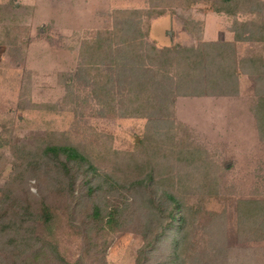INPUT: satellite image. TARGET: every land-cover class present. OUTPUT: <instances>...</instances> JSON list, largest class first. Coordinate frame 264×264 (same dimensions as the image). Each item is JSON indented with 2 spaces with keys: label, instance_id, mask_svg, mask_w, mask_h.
<instances>
[{
  "label": "rangeland",
  "instance_id": "1",
  "mask_svg": "<svg viewBox=\"0 0 264 264\" xmlns=\"http://www.w3.org/2000/svg\"><path fill=\"white\" fill-rule=\"evenodd\" d=\"M258 3L257 15L231 17L215 13L210 3L188 8L180 1H168L164 6L170 9V4L171 11L150 21L149 39L159 48L230 42L236 22H264V0ZM158 4L157 0H0V139L6 145L0 150V195L12 181L14 150L74 143L99 168L113 170L124 180L152 174L157 186L185 202L186 264H264V240L242 237L238 219L241 201L264 202V141L252 111L257 100L254 77L242 74L239 94L232 97L177 98L173 120L158 127L147 118L99 116L94 101L88 106L82 103L88 91L81 85L73 91L74 100L68 99V77L79 66L88 33L106 27L110 12ZM238 53L264 58V43H242ZM37 184L19 178L11 194L38 197ZM155 184L150 190L156 189ZM58 214L63 217V211ZM137 215L130 229L108 237V264H136L144 223L142 213ZM55 232L61 251L75 262L82 253L81 237L62 219ZM159 259L166 262L165 257ZM150 264L156 263L151 259Z\"/></svg>",
  "mask_w": 264,
  "mask_h": 264
},
{
  "label": "trees",
  "instance_id": "2",
  "mask_svg": "<svg viewBox=\"0 0 264 264\" xmlns=\"http://www.w3.org/2000/svg\"><path fill=\"white\" fill-rule=\"evenodd\" d=\"M157 1L154 8L110 12L106 27L88 33L79 66L68 77V99L74 100L73 91L81 85L88 91L82 103L88 106L94 101L99 116L147 118L158 127L173 120L177 98L232 97L239 94L240 76L249 75L256 79L252 111L264 141V58L238 53L242 43H264V22H236L230 42L159 48L149 39V23L171 11L170 4L168 9L164 3L173 0ZM177 1L188 8L210 3L215 13L231 17L257 15L259 5L258 0ZM5 146L0 139V150ZM14 152L12 181L0 195V264H108V237L129 228L140 212L143 245L136 264H150L151 259L156 264H186L182 259L189 220L183 212L185 202L157 186L152 174L121 179L113 170L99 168L90 154L70 142ZM19 178L36 181L38 197L12 195V185ZM110 193L116 197L112 199ZM59 199L64 203L59 205ZM61 219L83 243L75 262L60 249L55 227ZM238 219L242 237L264 240L263 201H241Z\"/></svg>",
  "mask_w": 264,
  "mask_h": 264
}]
</instances>
